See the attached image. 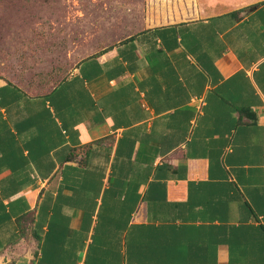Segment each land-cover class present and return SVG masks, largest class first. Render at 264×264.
Returning <instances> with one entry per match:
<instances>
[{"label": "crops", "instance_id": "obj_1", "mask_svg": "<svg viewBox=\"0 0 264 264\" xmlns=\"http://www.w3.org/2000/svg\"><path fill=\"white\" fill-rule=\"evenodd\" d=\"M159 1L46 94L0 80V264H264V0Z\"/></svg>", "mask_w": 264, "mask_h": 264}, {"label": "rangeland", "instance_id": "obj_2", "mask_svg": "<svg viewBox=\"0 0 264 264\" xmlns=\"http://www.w3.org/2000/svg\"><path fill=\"white\" fill-rule=\"evenodd\" d=\"M160 2L0 0V80L46 94L83 59L159 24Z\"/></svg>", "mask_w": 264, "mask_h": 264}, {"label": "trees", "instance_id": "obj_3", "mask_svg": "<svg viewBox=\"0 0 264 264\" xmlns=\"http://www.w3.org/2000/svg\"><path fill=\"white\" fill-rule=\"evenodd\" d=\"M62 80H63V79H62ZM62 80H61V81H62ZM61 81H60V82H61ZM60 82H59V83H60ZM59 83H58V84H59Z\"/></svg>", "mask_w": 264, "mask_h": 264}]
</instances>
